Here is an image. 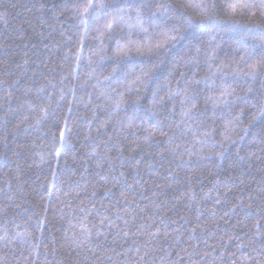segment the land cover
Wrapping results in <instances>:
<instances>
[{"label":"trees","instance_id":"trees-1","mask_svg":"<svg viewBox=\"0 0 264 264\" xmlns=\"http://www.w3.org/2000/svg\"><path fill=\"white\" fill-rule=\"evenodd\" d=\"M88 2L0 0V264H264L261 0H205L212 20L148 0L147 34L117 15L141 0H92L82 25ZM170 27L159 55L116 54Z\"/></svg>","mask_w":264,"mask_h":264},{"label":"snow or ice","instance_id":"snow-or-ice-1","mask_svg":"<svg viewBox=\"0 0 264 264\" xmlns=\"http://www.w3.org/2000/svg\"><path fill=\"white\" fill-rule=\"evenodd\" d=\"M187 7L195 8L198 10L199 15L203 19L212 20L214 16L217 14V4L215 2H205V0H200V2L197 3H187ZM255 5L247 2V0H233V2H229L225 4V10L228 15H235L238 11L245 10V9H251ZM262 8H264V0H261ZM103 5L100 4H94L92 3V0H89L87 7L83 8L81 15L83 19L81 20L82 25H86L89 18H96L97 12L93 11L90 12V9H100ZM151 7V4L148 2V0H141V2L138 5H130L128 8H122L119 9L117 15L123 19V14L128 13L129 18L135 20V25H130V27H136L140 31L147 34L148 30L143 27V19H144V10ZM180 8L185 7L184 4L179 5ZM135 11V16L133 17L131 15L132 11ZM177 10V6L173 5L171 3H159L156 5V12H154L152 15L154 17H157L158 19H161L163 23H167L168 17ZM253 15L255 13H252ZM183 16V22L184 25L188 28H195L199 27L203 23V19L198 20L195 17L188 16L185 13H181ZM114 20L115 17H112ZM112 28V22H108L106 24V29L110 30ZM180 32V29L177 27H170L166 28L164 31H161L158 33L159 39L156 40V42H153L152 40H145L143 44L141 45L139 42L129 39L126 43H122L120 41H117V55H127L131 52H136L138 54H143L144 52H147L149 54L155 53L159 55L161 50H167L169 46H173L178 38V33ZM100 36H103V33H100ZM101 43L103 41L101 40ZM196 53H199V49H196ZM185 57L188 62H195L194 56H189L188 54H185ZM260 65H250L249 71L246 73V75L250 77H255L257 72L260 70ZM117 70L113 69V72L115 73ZM152 72V68L149 67L146 70L141 69L139 75H135L134 79H132L130 82L128 81V73L122 72L121 75L123 77V91L119 93V98L112 101L116 109H120L123 104L125 103L124 100V91H131V90H138L141 85H143L147 79L150 76V73ZM107 79V78H106ZM117 82L120 83L121 79L120 77L117 78ZM43 91V89H41ZM193 107H195V104H193ZM261 112L264 113V108L261 109ZM151 115V113H149ZM187 115V113H185ZM131 119V118H130ZM61 136H63V133H61ZM226 139H230L229 137H226ZM0 239H3V237H0Z\"/></svg>","mask_w":264,"mask_h":264}]
</instances>
